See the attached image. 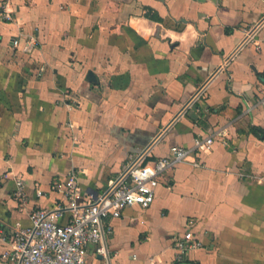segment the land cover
I'll use <instances>...</instances> for the list:
<instances>
[{"label": "crops", "instance_id": "obj_1", "mask_svg": "<svg viewBox=\"0 0 264 264\" xmlns=\"http://www.w3.org/2000/svg\"><path fill=\"white\" fill-rule=\"evenodd\" d=\"M262 20L264 0H0V264L3 236L61 203L70 174L95 195L131 157L197 137L210 154L170 170L149 208L106 220L110 264H177L189 230L203 247L188 264H264V23L243 44Z\"/></svg>", "mask_w": 264, "mask_h": 264}, {"label": "built area", "instance_id": "obj_2", "mask_svg": "<svg viewBox=\"0 0 264 264\" xmlns=\"http://www.w3.org/2000/svg\"><path fill=\"white\" fill-rule=\"evenodd\" d=\"M9 12L4 21H12ZM264 20L245 30L243 44L252 42L254 35L262 27ZM37 44L32 37L21 45L19 38L13 39V46L23 53L30 52ZM229 57L226 64L232 59ZM213 137H197L194 149L174 146L169 155L152 160L146 164L144 152L131 157L124 170L104 191L97 194L85 193L78 183V177L72 173L64 181L59 191L62 202L51 209L37 208L29 214L30 225L17 224L10 236H3L9 243L6 252L7 264H110V255L105 243V222L109 218H120L128 207L149 208L155 201L156 191L166 174L176 165L193 162L196 152L208 155L212 151ZM151 164V165H150ZM13 197L17 201H26L25 184L22 179L15 180ZM56 190V187L53 188ZM36 195L45 197L46 192L38 189ZM203 247L191 230L182 237L173 239L175 261L186 263L188 254ZM102 261L93 262L90 250Z\"/></svg>", "mask_w": 264, "mask_h": 264}, {"label": "water", "instance_id": "obj_3", "mask_svg": "<svg viewBox=\"0 0 264 264\" xmlns=\"http://www.w3.org/2000/svg\"><path fill=\"white\" fill-rule=\"evenodd\" d=\"M88 79H89V81H93V82H95V80H96L93 73H91V72L89 73Z\"/></svg>", "mask_w": 264, "mask_h": 264}]
</instances>
